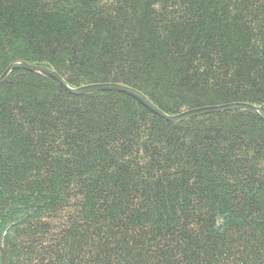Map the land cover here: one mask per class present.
Returning <instances> with one entry per match:
<instances>
[{
    "label": "trees",
    "instance_id": "obj_1",
    "mask_svg": "<svg viewBox=\"0 0 264 264\" xmlns=\"http://www.w3.org/2000/svg\"><path fill=\"white\" fill-rule=\"evenodd\" d=\"M14 64L264 117V0H0ZM0 264H264V120L11 71Z\"/></svg>",
    "mask_w": 264,
    "mask_h": 264
},
{
    "label": "water",
    "instance_id": "obj_2",
    "mask_svg": "<svg viewBox=\"0 0 264 264\" xmlns=\"http://www.w3.org/2000/svg\"><path fill=\"white\" fill-rule=\"evenodd\" d=\"M14 70H23V71H28V72H38L43 74L44 76L48 77L49 79L53 80L57 84H59L66 92L70 94H86V93H91V92H99V91H115L119 93H123L137 101L140 105H142L144 108H146L148 111L151 113L157 115L158 117L170 121V122H177L181 121L184 119L200 116V115H205L209 113H217L221 111H228V110H235V109H243V110H248L250 112H253L256 114L261 120H264V117H261L258 113V111L250 106L246 105H241V104H232L228 106H221V107H212V108H204V109H198V110H192L185 112L183 114H180L178 116L174 117H168L164 115L162 112H160L155 106H153L146 98H144L141 94L125 87H121L118 85H91V86H85L82 88H77V89H70L66 86V84L62 81V79L56 75L54 72L43 68L39 66H30L26 64H14L11 65L0 77V84L6 79L8 74L11 71Z\"/></svg>",
    "mask_w": 264,
    "mask_h": 264
},
{
    "label": "bare ground",
    "instance_id": "obj_3",
    "mask_svg": "<svg viewBox=\"0 0 264 264\" xmlns=\"http://www.w3.org/2000/svg\"><path fill=\"white\" fill-rule=\"evenodd\" d=\"M227 106V105H226Z\"/></svg>",
    "mask_w": 264,
    "mask_h": 264
}]
</instances>
